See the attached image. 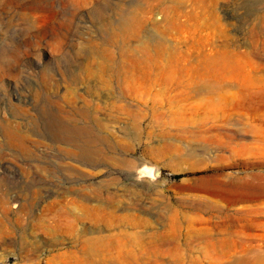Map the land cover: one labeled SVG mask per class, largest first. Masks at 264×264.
Wrapping results in <instances>:
<instances>
[{
  "label": "rangeland",
  "instance_id": "obj_1",
  "mask_svg": "<svg viewBox=\"0 0 264 264\" xmlns=\"http://www.w3.org/2000/svg\"><path fill=\"white\" fill-rule=\"evenodd\" d=\"M219 185L264 190V0H0V264H264Z\"/></svg>",
  "mask_w": 264,
  "mask_h": 264
},
{
  "label": "bare ground",
  "instance_id": "obj_2",
  "mask_svg": "<svg viewBox=\"0 0 264 264\" xmlns=\"http://www.w3.org/2000/svg\"><path fill=\"white\" fill-rule=\"evenodd\" d=\"M97 124L99 133L93 132L92 128L85 124L75 125L68 129V131L66 130L63 132L65 140L73 146L70 152L76 156V158L88 162L94 152L95 143L99 145V143L102 144L107 140L106 135L101 131V128H103L104 125L99 121H97ZM61 137L62 136H60V140ZM134 173H136V171L133 169L132 174ZM204 193L205 194L200 196V199L204 200L206 204H210L212 207L221 210H228L229 207H232L235 204L237 198L246 202L257 201L255 204L259 203L264 205V190H248L241 194L235 192L236 196H234V192L232 193L231 189L229 190L225 185H219L206 187ZM237 195L239 196L237 197ZM255 258L259 260L264 258V256L257 252L255 253Z\"/></svg>",
  "mask_w": 264,
  "mask_h": 264
}]
</instances>
